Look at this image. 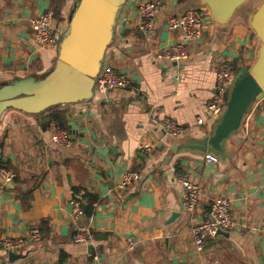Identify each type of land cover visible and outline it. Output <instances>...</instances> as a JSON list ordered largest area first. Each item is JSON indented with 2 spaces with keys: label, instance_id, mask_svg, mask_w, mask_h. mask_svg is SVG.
Instances as JSON below:
<instances>
[{
  "label": "crops",
  "instance_id": "crops-1",
  "mask_svg": "<svg viewBox=\"0 0 264 264\" xmlns=\"http://www.w3.org/2000/svg\"><path fill=\"white\" fill-rule=\"evenodd\" d=\"M51 1L0 0V89L30 78L43 81L56 68L87 0H65L63 21L56 23L63 34L59 46L40 48L31 21L47 12ZM145 1L122 6L102 64L127 74L131 87L94 92L89 102L61 107L71 147L52 142V123L46 122L52 109L2 113L0 159L19 180L6 183L0 177V241L29 240L33 229L42 238L13 256L0 246V264H264V101L250 107L239 131L225 141L226 158L218 164L207 163L202 152L178 150L211 135L218 122L207 110L218 65L249 67L255 60L260 43L249 12L224 27L206 19L201 40L188 46V59L176 62L163 56L182 39L168 23L201 9L197 0H158L161 11L148 36L139 30L137 12ZM87 29L79 27L81 39ZM154 116L176 120L187 130L178 138L166 136L152 123ZM127 172H137L139 179L120 188ZM183 174L201 189L193 213L181 206ZM78 187L99 199L92 217L80 224L70 207ZM30 189L31 206L24 210L18 198ZM219 197L231 202L235 226L198 251L192 230ZM173 214L178 216L171 221ZM80 226L90 230L91 242H73Z\"/></svg>",
  "mask_w": 264,
  "mask_h": 264
},
{
  "label": "water",
  "instance_id": "water-1",
  "mask_svg": "<svg viewBox=\"0 0 264 264\" xmlns=\"http://www.w3.org/2000/svg\"><path fill=\"white\" fill-rule=\"evenodd\" d=\"M127 1L87 0V9L78 11L80 24L77 27L75 23L72 24L54 71L43 81L30 78L0 89V119L2 113L9 108L41 113L70 103L89 102L95 92L93 77L101 72L113 26L120 9ZM248 2L249 0H197L196 4L198 8L207 11L214 25L224 27ZM249 21L260 43L255 60L249 67L240 68L230 90L225 111L212 134L199 142H185L178 146V150L187 149L204 154L210 152L224 160L225 141L239 131L250 107L264 101V0L249 12ZM84 25L88 26V35L81 39L78 29ZM46 122H50V119L46 118ZM177 216L178 214H173L171 221Z\"/></svg>",
  "mask_w": 264,
  "mask_h": 264
},
{
  "label": "built area",
  "instance_id": "built-area-1",
  "mask_svg": "<svg viewBox=\"0 0 264 264\" xmlns=\"http://www.w3.org/2000/svg\"><path fill=\"white\" fill-rule=\"evenodd\" d=\"M161 7V2L158 0L145 1L138 7L137 12L141 20L139 30L142 34L148 36L154 32V25ZM206 19L210 20L207 11L203 9L190 10L178 17L171 18L168 28L171 31H180L182 39L165 50L163 56L176 62L188 59V46L201 40ZM31 27L38 47L51 48L59 46L63 34L56 26L54 12L50 8L44 14L33 19ZM239 70L240 67L232 61H224L218 65L216 69L215 90L207 106L211 118H220L225 111L230 90L238 77ZM131 84V79L127 74L105 65L96 80L95 93L105 94L110 90H124L130 88ZM152 123L162 130L166 136L171 138L181 137L187 130L179 122L169 118L160 120L154 116ZM203 124L204 120L199 119L198 125ZM50 131L53 143L65 148L73 145V137L67 130H63L57 124L52 123ZM139 149L142 151L150 150L146 145H140ZM205 161L215 165L220 162V158L208 152L205 154ZM0 177L6 183H13L17 178V174L13 169L1 166ZM138 179L139 174L137 172H127L122 178L120 188H125ZM179 183L181 187L180 201L182 209L189 213L195 212L200 204V187L191 181L189 174L181 175ZM85 196L86 192L81 191L79 196L70 202L72 216L78 224L86 219L84 207L88 204V200ZM234 226L235 222L231 202L223 197L216 198L211 204L208 218L196 225L192 230L196 250L202 251L208 239L216 238L222 233L233 229ZM41 238L40 231L33 229L29 240L5 237L0 241V246L7 254H12L26 248L31 242H39ZM91 241L92 234L85 226H80L76 234L73 235V242L77 244H86Z\"/></svg>",
  "mask_w": 264,
  "mask_h": 264
},
{
  "label": "trees",
  "instance_id": "trees-1",
  "mask_svg": "<svg viewBox=\"0 0 264 264\" xmlns=\"http://www.w3.org/2000/svg\"><path fill=\"white\" fill-rule=\"evenodd\" d=\"M64 4H65V0H52L51 4H50V9L54 12V22L55 23H61L63 21V8H64ZM50 118V122L48 123V126L51 123H55L59 126V128L63 129V130H67L69 131L67 128V120H66V114L65 112L62 110V108H57L55 110H53L49 116ZM6 167L9 168L8 166H6V163H3V161L0 159V167ZM16 174H17V178H16V182L19 180V173L15 170ZM82 191L81 188H74L73 189V196L74 198H77L80 194V192ZM34 190L30 189L25 193H21L20 197L18 198V200L21 201L22 204V208L24 210H27L30 208L31 206V199H32V195H33ZM86 192V191H85ZM88 200V204L84 207V211H85V215L86 218H91L92 215L95 212V206L96 204L99 202V199L97 196L86 192V196H85ZM41 225H45V221L41 222ZM76 233H74L75 235Z\"/></svg>",
  "mask_w": 264,
  "mask_h": 264
},
{
  "label": "rangeland",
  "instance_id": "rangeland-1",
  "mask_svg": "<svg viewBox=\"0 0 264 264\" xmlns=\"http://www.w3.org/2000/svg\"><path fill=\"white\" fill-rule=\"evenodd\" d=\"M261 0H249V2L242 7L241 9H239L236 13V16L239 17L240 13H248L251 12L253 9H255L259 4H260ZM104 67V66H103ZM219 118H217L216 120H218Z\"/></svg>",
  "mask_w": 264,
  "mask_h": 264
}]
</instances>
